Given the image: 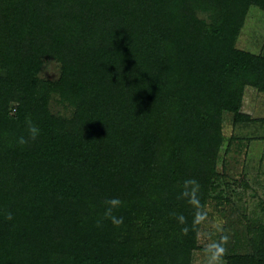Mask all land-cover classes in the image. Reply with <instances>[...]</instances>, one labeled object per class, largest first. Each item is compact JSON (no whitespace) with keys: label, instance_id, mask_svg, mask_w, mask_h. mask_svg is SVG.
Listing matches in <instances>:
<instances>
[{"label":"trees","instance_id":"16d2710c","mask_svg":"<svg viewBox=\"0 0 264 264\" xmlns=\"http://www.w3.org/2000/svg\"><path fill=\"white\" fill-rule=\"evenodd\" d=\"M252 6L0 0V264H264V224L244 252L199 243L224 115L254 121L246 94L264 93V55L236 44Z\"/></svg>","mask_w":264,"mask_h":264},{"label":"rangeland","instance_id":"374dc122","mask_svg":"<svg viewBox=\"0 0 264 264\" xmlns=\"http://www.w3.org/2000/svg\"><path fill=\"white\" fill-rule=\"evenodd\" d=\"M237 47L264 55V10L252 6L237 39ZM60 63L45 58L40 76L56 80ZM244 111L254 121L236 123L234 115H224V145L218 158L216 181L205 209L199 243L202 247L222 252H244L248 249V227L258 229L264 224V93L254 90L246 94ZM53 113L69 117L73 107L55 96L50 103ZM14 112V107L11 109ZM192 264H227L219 256L196 250Z\"/></svg>","mask_w":264,"mask_h":264},{"label":"clouds","instance_id":"9594fccd","mask_svg":"<svg viewBox=\"0 0 264 264\" xmlns=\"http://www.w3.org/2000/svg\"><path fill=\"white\" fill-rule=\"evenodd\" d=\"M29 131H30L31 135L33 136V138H35V136L38 134V129L34 125L30 127ZM19 142L24 143V139L20 138ZM108 203H109L110 207L106 210V213H105L106 216H109L112 219L114 224L121 223L122 222L121 219H117L115 216H112V207L118 205L120 202L118 200L113 199V200L109 201ZM9 218H11V217L9 216ZM221 251H222V249H221Z\"/></svg>","mask_w":264,"mask_h":264}]
</instances>
